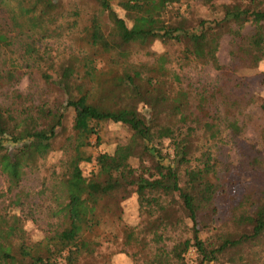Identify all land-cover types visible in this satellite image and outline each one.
Masks as SVG:
<instances>
[{"label": "trees", "instance_id": "trees-1", "mask_svg": "<svg viewBox=\"0 0 264 264\" xmlns=\"http://www.w3.org/2000/svg\"><path fill=\"white\" fill-rule=\"evenodd\" d=\"M76 1L0 0V89L22 75H37L41 83L37 106L0 105V174L6 194L16 192L0 212V235L13 229L11 239L5 243L0 239V264H58L61 259L75 264L85 251L92 254L93 244L82 234L96 231L101 219L93 223L83 210L104 212L102 201L116 194L124 199L125 185L135 188L139 210L150 219L146 230L154 252L145 264H264V192L255 201L242 196L231 207L227 221L233 231L228 223L215 224L217 202L226 190L219 179L220 163L200 167L193 139L202 135L206 151L222 142L221 122L210 112L216 97L213 91L185 89L177 72L190 63L221 70L217 54L226 34L233 39L232 56L244 67H258L264 53L248 49L256 36L242 35L241 30L250 18L264 21V0H230L218 5L220 18H202L195 27L172 8L182 0H96L87 49L69 47L56 53L48 42L76 25L80 17ZM214 1L206 3L214 6ZM154 42L174 52H145L152 59L151 76L134 78L120 72V66L131 61L133 47L147 50ZM50 65L58 71L56 80L46 72ZM69 110L74 117L68 133L64 122ZM33 115L42 119L30 128L24 119ZM105 123L122 125L131 134L111 153L93 156L87 152L89 139L95 136L98 145ZM227 128L238 130L236 121L228 122ZM60 136L64 137L57 142ZM164 141L171 154L163 153ZM38 143L62 153L65 189L78 191L76 199L52 212L62 220V230L30 243L18 212L29 206L21 184L38 168L42 158ZM140 148L142 155L137 154ZM133 159L139 161L137 167L132 166ZM92 162L95 171L86 176L81 165ZM253 162L264 168V161ZM160 170L168 172L167 183ZM246 207L254 209L252 222L235 225L232 217ZM204 234L206 239L201 238ZM134 235L129 231L125 242ZM209 241L214 246H208Z\"/></svg>", "mask_w": 264, "mask_h": 264}, {"label": "rangeland", "instance_id": "rangeland-1", "mask_svg": "<svg viewBox=\"0 0 264 264\" xmlns=\"http://www.w3.org/2000/svg\"><path fill=\"white\" fill-rule=\"evenodd\" d=\"M68 0H65V2ZM80 4V17L72 28H65L60 39L51 40L49 43L56 53L64 52V49L83 50L87 49L89 43L87 30L90 26V16L98 9L96 0H77ZM231 3L230 0H215L214 6L207 4L206 0H182L180 5H173V9L189 19L191 27H195L202 18L214 20L221 17L218 5ZM118 14L124 16V12L115 6ZM68 29V30H67ZM242 35H255L256 39L248 45V49L257 53H264V21L258 18H250L243 25ZM232 36H223L217 58L221 70H216L211 66H201L190 63L183 69H178L181 85L193 93L209 91L215 93V101L210 108L212 115H217L221 122L222 142L216 149L206 151L205 139L198 135L193 139V150L198 159L200 167L208 166L212 163H220L221 173L220 183L225 187V193L219 197L217 202L218 221L216 225L228 223L231 207H234L242 196L250 195L255 201L264 192V168H260L254 159L264 161V61L258 67L252 69L242 65L238 58L231 54L233 41ZM153 53L168 52L173 53L174 48L164 47L159 42H154L147 50L139 47L132 48L133 57L129 63L120 66V72L134 77L146 78L151 76L153 67L152 59L145 52ZM176 53L173 55V57ZM46 72L52 80L58 78L56 67L50 65ZM40 81L37 75H22L17 82L6 85L0 89V105L2 107L12 106L21 108L37 106L39 104ZM22 95L21 99L15 98ZM140 108V107H139ZM141 110V108H140ZM73 111L69 110L65 119V128L71 132L73 121ZM41 116L33 115L24 120L30 128L37 126ZM42 119V118H41ZM236 121L238 130L227 128L228 122ZM128 128L105 123L100 131V142L96 145V137L89 139L91 146L87 152L93 156L99 153H111L117 144H122L130 136ZM64 136H60V142ZM163 153H170L171 148L168 141L163 143ZM7 146L12 147V144ZM42 158L37 170L29 171L21 184L22 193L29 196L26 201L29 206L24 212L19 213L23 219V229L30 243H38L47 235L54 231L62 230V220L52 216V212L65 207L71 199H76V188L66 190L64 186L65 168L62 162V153L51 150L44 144L38 143ZM143 149H138L137 154L142 155ZM133 167L139 165L137 159L131 161ZM150 164V163H149ZM82 170L86 176L95 171L94 163H83ZM229 170H226L228 169ZM164 181H169V174L165 170H160ZM127 195L123 199L120 194L110 196L101 203L102 210L90 211L84 209L87 219L93 223L100 221L99 228L92 234L84 231L82 237L84 241L93 244L92 254L82 253L77 258L75 264H145L153 255L154 244L150 242L151 236L146 226L150 223L140 210L138 197L132 185H125ZM124 192H121V194ZM16 192L6 194L5 177L0 174V212L7 209L9 200ZM86 198V195L83 194ZM11 214H17L15 210L8 209ZM17 214V215H18ZM254 217V209L246 207L237 212L232 217L235 225L246 226L250 224ZM228 230L233 231V227L228 223ZM129 231H134V240L125 242ZM13 237V229L7 230L0 235L2 243ZM206 239L205 234L201 236ZM208 246H214V241H209ZM92 248V247H90ZM59 251V250H58ZM188 254V258L192 255ZM58 264H65L64 259ZM188 264H196L195 262Z\"/></svg>", "mask_w": 264, "mask_h": 264}, {"label": "built area", "instance_id": "built-area-1", "mask_svg": "<svg viewBox=\"0 0 264 264\" xmlns=\"http://www.w3.org/2000/svg\"><path fill=\"white\" fill-rule=\"evenodd\" d=\"M192 251H189V254L191 253Z\"/></svg>", "mask_w": 264, "mask_h": 264}]
</instances>
